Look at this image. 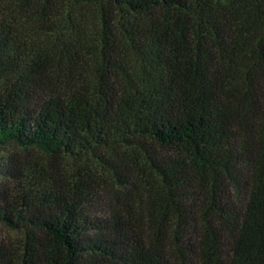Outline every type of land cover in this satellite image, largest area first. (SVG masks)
Listing matches in <instances>:
<instances>
[{
    "label": "trees",
    "instance_id": "1",
    "mask_svg": "<svg viewBox=\"0 0 264 264\" xmlns=\"http://www.w3.org/2000/svg\"><path fill=\"white\" fill-rule=\"evenodd\" d=\"M0 82V147L97 163L1 165L0 264H264V0H0Z\"/></svg>",
    "mask_w": 264,
    "mask_h": 264
},
{
    "label": "rangeland",
    "instance_id": "2",
    "mask_svg": "<svg viewBox=\"0 0 264 264\" xmlns=\"http://www.w3.org/2000/svg\"><path fill=\"white\" fill-rule=\"evenodd\" d=\"M1 85V82H0ZM89 162V163H88ZM80 165L84 163L97 164L92 157H81L80 161L72 158H62L57 155L45 153L39 148H22L15 145L7 144L0 147V168L3 164L13 166L14 164L20 168H30L33 166L49 169L56 165L59 167L67 165L69 168H74L73 165ZM66 167V166H65ZM98 176V187H96V196H94L93 204L97 207H107L118 203L123 197L130 198L133 196L131 190L118 185V183L109 175L101 166L97 167L96 171ZM7 183L3 182L0 175V199L4 193L1 192L2 188ZM133 191V190H132ZM19 237L17 232L0 224V239L16 240Z\"/></svg>",
    "mask_w": 264,
    "mask_h": 264
}]
</instances>
